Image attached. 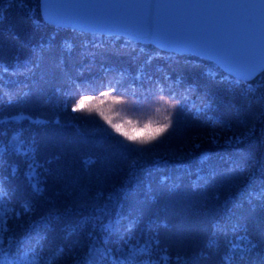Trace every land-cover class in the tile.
<instances>
[{
    "label": "trees",
    "instance_id": "1",
    "mask_svg": "<svg viewBox=\"0 0 264 264\" xmlns=\"http://www.w3.org/2000/svg\"><path fill=\"white\" fill-rule=\"evenodd\" d=\"M104 91L123 100L101 105L115 120L168 115L170 127L136 144L71 111ZM24 232L42 264L264 262V73L243 83L196 57L47 25L40 0H0V255ZM229 245L238 260L223 258Z\"/></svg>",
    "mask_w": 264,
    "mask_h": 264
},
{
    "label": "water",
    "instance_id": "2",
    "mask_svg": "<svg viewBox=\"0 0 264 264\" xmlns=\"http://www.w3.org/2000/svg\"><path fill=\"white\" fill-rule=\"evenodd\" d=\"M40 4L44 21L58 28L122 36L166 52L194 55L244 82L264 72L261 0H40Z\"/></svg>",
    "mask_w": 264,
    "mask_h": 264
},
{
    "label": "snow or ice",
    "instance_id": "3",
    "mask_svg": "<svg viewBox=\"0 0 264 264\" xmlns=\"http://www.w3.org/2000/svg\"><path fill=\"white\" fill-rule=\"evenodd\" d=\"M261 4H264V0H261ZM260 12L262 15L261 10ZM53 18H55V13L53 14ZM113 91H115V89H113ZM101 95L105 99L89 95H81L72 105L71 111L74 113H87L89 115L95 112L116 135L136 144L150 143L157 137L161 136L171 125V120L168 115L163 116V122L149 120L141 127H138L137 124L130 119H121L120 121H117L109 114L111 108L102 109L101 105H103L107 99H111L112 104H121L123 103V100L115 95L110 96V93L107 91L102 92ZM157 111L159 112L160 109H157Z\"/></svg>",
    "mask_w": 264,
    "mask_h": 264
},
{
    "label": "rangeland",
    "instance_id": "4",
    "mask_svg": "<svg viewBox=\"0 0 264 264\" xmlns=\"http://www.w3.org/2000/svg\"><path fill=\"white\" fill-rule=\"evenodd\" d=\"M215 94V96H214V98H213V103H214V105L216 106V107H218V109H221L223 106L224 107H229V111H232V113L229 115V119L231 120V121H238L239 120V122L242 120V116H237L236 114H235V110H233V109H231L230 108V104L228 103L227 105H221V99H219V98H217L218 97V95L220 94V92H215L214 93ZM245 95H247V93L243 90V93H240V92H238V96H240V97H242V96H245ZM232 101H234L235 102V104L236 105H238L239 103H242L239 99H231ZM242 106H244V105H242ZM36 183H34V185H33V187H34V189H36ZM25 213V212H24ZM44 220H40V221H35V223H36V226H35V228L34 229H36L37 227H39L40 225H43L44 223H42ZM23 231V230H22ZM150 235H152L151 237H150V240L152 239L153 241H152V246L154 247V253L158 250V249H160L161 247H164L163 245H161V242H162V239H161V241H159V238L161 237L160 235H153L152 233L150 234ZM23 236H25V232L24 233H21V235H19L16 239H20V238H22ZM145 244V246H144V250H145V247H147V243H144ZM159 245L161 246V247H159ZM166 250H167V252H168V249H167V247H164ZM12 251V250H11ZM235 251H238L237 250V248H235V246L234 245H229L228 246V248H227V250H226V254H225V256L223 257V258H225L226 260H231V261H235V260H238V255H237V253L235 252ZM145 256L146 257H148L147 255H146V253H145ZM242 257H243V255H242ZM149 258V257H148ZM251 259L254 261V264H256V262L257 261H255V259H254V256H252L251 257ZM150 261H152L153 262V260H150ZM220 262H223V259L222 258H219V257H217V260L216 259H214V258H212L211 256H209L207 259H206V262H205V264H219ZM258 264H264V262H262V260H261V263H259V262H257Z\"/></svg>",
    "mask_w": 264,
    "mask_h": 264
}]
</instances>
